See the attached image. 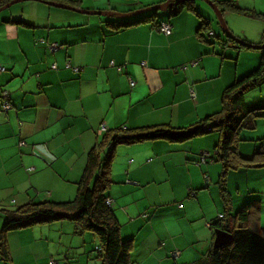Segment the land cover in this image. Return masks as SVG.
Here are the masks:
<instances>
[{
    "label": "crops",
    "instance_id": "obj_1",
    "mask_svg": "<svg viewBox=\"0 0 264 264\" xmlns=\"http://www.w3.org/2000/svg\"><path fill=\"white\" fill-rule=\"evenodd\" d=\"M44 1L128 14L164 0ZM232 1L264 14V0ZM190 3H181L179 16L159 11L158 19L173 26L170 36L158 31L156 20L112 31L107 17L66 12L37 1L0 13V66L5 69L0 72V232L6 210L31 202L72 201L88 156L104 137L157 126L188 129L218 113L225 90L257 69L260 50L242 59L243 52L228 40L231 46L222 44L218 54L210 30H200L203 19L211 22L209 13L197 3V11H189ZM239 17L263 23H257L255 39L236 35L260 43L264 21L224 13L227 22ZM230 30L234 33L235 25ZM53 44L65 46L52 50ZM2 92L11 98L9 111L2 109ZM250 138L239 145V156L251 160L250 166L226 172L225 192L220 186L223 166L218 161L199 165L203 155L217 157L218 131L184 143L161 140L114 147L106 194L122 240H132L131 264L198 262L213 248L211 223L226 214L222 225L237 227L226 209L235 215L249 203L248 226L264 234V133ZM159 160H164L163 181L157 179ZM163 182L170 183L166 187L172 196L164 197ZM57 223L72 240L35 237L39 225L11 232L5 236L8 258L0 253V264H103L94 251L99 245L95 234L77 233L71 221ZM30 229L33 234L21 235ZM174 252L179 256L173 257Z\"/></svg>",
    "mask_w": 264,
    "mask_h": 264
},
{
    "label": "trees",
    "instance_id": "obj_2",
    "mask_svg": "<svg viewBox=\"0 0 264 264\" xmlns=\"http://www.w3.org/2000/svg\"><path fill=\"white\" fill-rule=\"evenodd\" d=\"M11 1L13 0H1L0 8ZM40 1L48 2L44 0ZM172 1L164 0L161 3L164 4ZM213 1H219L218 6L224 13L228 10L264 21V14L254 10L243 9L235 1ZM189 2L193 3L187 4L190 8L189 11L196 12L197 9L194 6L196 1ZM148 7H152V5L144 6L141 10ZM166 11L171 16L176 14L179 16V13L183 11V5L180 3L178 6L168 7ZM158 14L159 11H151L128 19L107 17L105 20L107 27L112 29V31H120L122 30L120 28L138 25L149 20H156V28L162 23H170L158 19ZM206 27L210 29L211 22L203 19L200 30ZM241 40L246 44H263V40L258 44L244 39ZM62 46L65 45L59 44V47ZM235 47L238 49V52L242 49H249L237 46L236 44ZM260 52V65L251 73L236 80L225 90L223 108L218 113L208 116L188 129L157 126L133 130L128 134H117L111 139L106 136L89 154L88 163L79 184L77 195L72 201L62 203L31 202L14 210H6L5 221L0 232V253L3 259L7 260L8 258V249L5 242V236L8 233L22 231L38 225L71 221L75 223L78 230L77 233L81 234L89 231L98 237L99 245H97L94 251L102 259L103 264H131L132 240H122L120 235L121 227L114 215L112 205L109 206L106 203L109 198L106 191L112 183L110 167L113 159V150L120 143L136 144L161 140L171 143H184L218 131L221 133V140L220 144L216 146L217 157L210 156L206 158L209 159L207 164L218 161L223 166L224 173L220 177V186L225 192L226 172L239 165H243L244 168L250 166L248 163L251 160L243 159L239 156V145L243 142L240 139V133L255 129L257 122L264 120V100L259 99V101L251 104H247L245 100V96L249 92L259 89L261 92L264 89L262 87L264 86V50ZM10 99L9 102L11 104ZM238 157L239 159L237 160ZM90 180H93L92 186H90ZM191 192L198 195L196 190ZM250 207V203L242 206L235 215H232L226 209L227 215L230 214L232 220L238 221L237 227L222 225L221 222L223 220H220L219 217L214 223H211L214 231H228L232 234V239L227 245L219 249L214 250L212 248L207 255L193 264H264V234H258L249 228ZM143 215L145 216V214ZM223 215L225 217L226 214Z\"/></svg>",
    "mask_w": 264,
    "mask_h": 264
},
{
    "label": "rangeland",
    "instance_id": "obj_3",
    "mask_svg": "<svg viewBox=\"0 0 264 264\" xmlns=\"http://www.w3.org/2000/svg\"><path fill=\"white\" fill-rule=\"evenodd\" d=\"M30 2H33V1H27V2H23V3L15 4L11 8H9L5 11H2L1 13L10 12V10H16V8L18 6H23V4H29ZM196 3L199 5H202L203 8L207 11V13H209V15H210L211 28L209 30L210 31L213 30L215 36L212 37L209 35V37L218 44V51H219L218 54H221L223 52L222 44H224L223 46H225V48L228 47V45L231 46V44H232V46H235V44L233 42H231V40L225 36L223 29H222V26L220 24V21L216 15V13L214 12V10L202 0H196ZM66 12H70V10H68ZM161 13L165 14L164 12H161ZM99 17H102V16H99ZM225 21L228 24L229 28L231 25H235V30H233L235 34L232 32L235 36L238 35V36L246 37V38L247 37H250V38L253 37L254 39L257 38L259 36V33H260V32H257L258 31L257 23L263 24V23L258 22V21L245 19V18H241V17H239V19L229 18L228 22H227V20H225ZM251 28H254V29H251ZM245 35H247V36H245ZM228 40H230L229 42L231 44H227ZM227 50H225V52H227ZM241 51L243 52V56H244L242 59H251L253 54H247V53L253 52L255 50H253V49L252 50L242 49ZM255 52H258V51H255ZM259 54L261 56V53H259ZM248 62H250V61H248ZM262 87L264 88V86H262ZM259 99H264V89L262 90V92H260V89L251 91L245 96V100H246L247 104L257 102V101H259ZM258 124H259V126L255 131H253V130L242 131L240 133V139L243 140L242 144L250 143L249 141H251L250 139H252V138H250V136L257 137V136L264 133V120L260 121ZM253 132H255L254 135H252ZM263 142H264V140H263ZM252 143L254 145L257 144L259 147H261V144L258 140H255ZM263 144L264 143H262V145ZM254 159H257V158H254ZM208 161H209V159L205 158L204 163L201 161V162H199V165H203V164L207 163ZM163 162H164V160H159L158 164L156 165L159 168V178H157V179H159V181H163V179H166V174H165V172H163V166H164ZM161 185L163 186L162 190L166 191V194L164 195V197L172 196L170 189L166 187V186H170V183L163 182ZM58 224H60V223H57V224L54 223V225H52V224L39 225L38 227H36L39 229L37 231H35L34 236L39 237V238L41 236H44V237L51 236L52 238H57V237L61 238L62 237L65 242H69L70 240H72V235L71 236L66 235L64 232H67V231L63 230L62 226H59ZM40 226H45L44 227L45 229H41ZM71 226H73V225H71ZM215 233H216V231L212 232V235H215ZM28 234H33L31 229H30L29 233H26V232L21 233V235H23V236H26ZM75 242H77V241H75ZM35 245H37L39 247L38 244H35Z\"/></svg>",
    "mask_w": 264,
    "mask_h": 264
},
{
    "label": "water",
    "instance_id": "obj_4",
    "mask_svg": "<svg viewBox=\"0 0 264 264\" xmlns=\"http://www.w3.org/2000/svg\"><path fill=\"white\" fill-rule=\"evenodd\" d=\"M27 1H37V2H41L44 3L48 6L51 7H55V8H59V9H63V10H70V11H74L77 12L79 14H84V15H94V16H102V17H115L118 19H128L134 16H138L141 14H145L151 11H166V9L168 7L171 6H178L180 3H186L189 1H196V0H173L172 2H166L164 4L161 5H156V6H152V7H148L146 9H142V10H138L132 13H128V14H122V13H115V12H105V11H88V10H81V9H77L74 8L72 6L69 5H64V4H60V3H56V2H43L40 0H13L11 2H9L8 4H6L5 6L0 8V13L2 11H5L9 8H11L13 5L15 4H19V3H23V2H27ZM204 1L206 4H208L216 13L220 24L222 26L223 32L225 34V36L232 40L233 42H235L237 45L239 46H243L249 49H254V50H264V39H263V44L262 45H253V44H246L245 42H243L241 39L237 38L232 31L230 30L228 24L226 23L225 19H224V12L219 8L218 4L219 1H213V0H202ZM232 239V234L229 233L228 231L225 230H219L215 233V239L213 242V249H219L225 245H227Z\"/></svg>",
    "mask_w": 264,
    "mask_h": 264
},
{
    "label": "built area",
    "instance_id": "obj_5",
    "mask_svg": "<svg viewBox=\"0 0 264 264\" xmlns=\"http://www.w3.org/2000/svg\"><path fill=\"white\" fill-rule=\"evenodd\" d=\"M158 31L160 33H162L163 35L165 36H170L172 33H173V26L170 24V23H162L161 25H159V27H157ZM209 35L210 36H215L214 34V31L211 30L209 32ZM52 50H56V49H59V45L58 44H53L52 45ZM198 64V62L194 63L193 65L196 66ZM187 68V66H185V69ZM53 69H56V66H53ZM5 69L3 67L0 66V72L4 71ZM75 71H79V68H74ZM2 98L4 99L3 100V104H2V109L4 111H9L11 109V104L9 102V93L8 92H2L1 94ZM107 131V129L105 128V126H103V128L101 129V132L102 133H105ZM22 145H24V143H22ZM207 157V155H203L200 162L202 161L204 163V160L205 158ZM205 178L207 179V176H205ZM107 205L111 206L112 205V199L111 198H108L107 201H106ZM182 207V206H181ZM148 216V214H145V216H143L144 218H146ZM219 219L220 220H223L224 219V215L223 214H220L219 216ZM179 256V253L178 252H174L173 253V257H177ZM51 264H55V263H51Z\"/></svg>",
    "mask_w": 264,
    "mask_h": 264
}]
</instances>
